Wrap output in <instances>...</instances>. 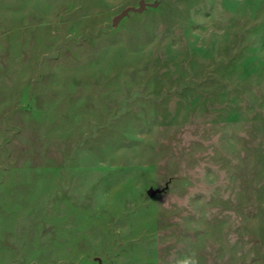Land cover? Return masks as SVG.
Wrapping results in <instances>:
<instances>
[{
  "label": "rangeland",
  "instance_id": "rangeland-1",
  "mask_svg": "<svg viewBox=\"0 0 264 264\" xmlns=\"http://www.w3.org/2000/svg\"><path fill=\"white\" fill-rule=\"evenodd\" d=\"M0 264H264V0H0Z\"/></svg>",
  "mask_w": 264,
  "mask_h": 264
},
{
  "label": "water",
  "instance_id": "water-1",
  "mask_svg": "<svg viewBox=\"0 0 264 264\" xmlns=\"http://www.w3.org/2000/svg\"><path fill=\"white\" fill-rule=\"evenodd\" d=\"M129 10H130V9H127V10H125L120 16H117V17L114 19V24L116 25V24L118 23V21H119L124 15H126V14L128 13Z\"/></svg>",
  "mask_w": 264,
  "mask_h": 264
}]
</instances>
